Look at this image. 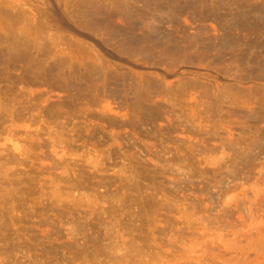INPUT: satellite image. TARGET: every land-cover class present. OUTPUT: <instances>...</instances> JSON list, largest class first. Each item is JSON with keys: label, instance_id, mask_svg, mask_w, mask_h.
<instances>
[{"label": "rangeland", "instance_id": "374dc122", "mask_svg": "<svg viewBox=\"0 0 264 264\" xmlns=\"http://www.w3.org/2000/svg\"><path fill=\"white\" fill-rule=\"evenodd\" d=\"M0 264H264V0H0Z\"/></svg>", "mask_w": 264, "mask_h": 264}, {"label": "bare ground", "instance_id": "6f19581e", "mask_svg": "<svg viewBox=\"0 0 264 264\" xmlns=\"http://www.w3.org/2000/svg\"><path fill=\"white\" fill-rule=\"evenodd\" d=\"M145 4H147V3L145 2Z\"/></svg>", "mask_w": 264, "mask_h": 264}]
</instances>
